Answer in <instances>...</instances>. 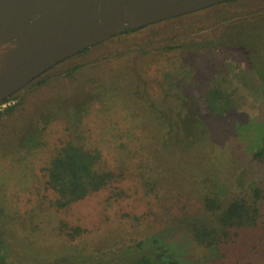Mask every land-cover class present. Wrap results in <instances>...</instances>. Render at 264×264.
Wrapping results in <instances>:
<instances>
[{
  "label": "rangeland",
  "instance_id": "obj_1",
  "mask_svg": "<svg viewBox=\"0 0 264 264\" xmlns=\"http://www.w3.org/2000/svg\"><path fill=\"white\" fill-rule=\"evenodd\" d=\"M263 6L264 0L244 2L241 11H250L249 17L256 19L252 22L243 21L241 26L236 22L229 24L231 32L223 36L227 49L225 45L222 46L225 48L217 52L204 49L185 55L181 60V65L196 72V78L201 84L216 80L223 81L226 87L231 86L232 96L237 102L236 110L225 113L220 119L204 115L195 107L199 119L209 125L210 133L201 138V131L192 128L190 140L184 132V136L193 144L188 149L185 147L183 153L172 157L174 160L169 167L173 170L168 171L171 178L177 176L176 181H182V187L177 184L176 188H160L149 194L146 188H127L126 184L120 183L123 188L103 189L67 209L59 210L53 204L56 194L45 188L44 176L51 158L62 142L67 140L64 124L68 120L64 116L67 101L56 98L59 91L31 94L33 87L29 86L13 95L15 99L3 103L0 110L18 101L25 102L15 116L0 119L2 263L135 264L146 257L153 263L168 258L182 264H211L220 260V256L212 258L210 250L192 241L189 226L214 222L204 208V198L210 189L203 188L207 177L212 176V182L217 184V188L211 189L216 190L223 199H231L248 191L250 176L259 182L264 181V158L254 161L253 153L246 149L250 141L237 137L234 131L239 130L243 134L240 132L238 135H249L254 139L257 132L262 130L264 137ZM254 8L258 9L259 14L251 13ZM223 32L215 31L209 41L220 40ZM252 32L260 35V43H252ZM250 45L255 47L252 49L254 56L251 60L244 50ZM76 61L67 62L54 71L59 72ZM130 68L124 69L129 76L123 83L126 90L133 85L131 79H135L130 76ZM139 89L150 90V94L156 92L148 86ZM126 90L123 93H129ZM134 107L137 118L134 116L133 119L137 125L132 127L133 132L138 125V131L149 125L150 134L156 131V118L152 114L149 116L144 106L135 104ZM96 109L85 119L86 140L90 147H100L105 151V158L111 167L121 165V154L113 150L115 142H103L107 121L103 119L104 112L97 115ZM44 113L59 117L40 136L43 141L40 146H25L22 139L26 136L27 126L31 123L35 129L41 130L44 124L40 116ZM114 120L122 123L120 115ZM185 125V128L189 126L187 123ZM130 139L137 141L132 137ZM259 142L251 143L254 150L258 148ZM165 145L161 139L158 146L164 148ZM154 189L151 188V191ZM112 192L122 195L116 200ZM262 213L264 215V205ZM62 228L70 233L75 228L85 231L71 238ZM237 246L225 250L231 257L225 260L226 264H264L263 230L246 234L243 243Z\"/></svg>",
  "mask_w": 264,
  "mask_h": 264
},
{
  "label": "trees",
  "instance_id": "obj_2",
  "mask_svg": "<svg viewBox=\"0 0 264 264\" xmlns=\"http://www.w3.org/2000/svg\"><path fill=\"white\" fill-rule=\"evenodd\" d=\"M245 1L229 0L167 21L124 30L57 64L24 88L32 86L31 94L59 91L56 98L67 101V107L64 106V116L68 118L64 122L67 140L62 142L51 158L44 176L45 188L56 194L53 204L57 209H67L90 194L106 188H123L120 183L126 184L127 188H146L149 194L160 188H176L177 184L182 187V181L178 180L179 184L177 176L171 178L168 173L171 169L169 164L174 160L172 157L183 153L185 147L188 149L192 146V128L196 127L201 131V138L210 133L209 125L199 119V113L194 111L195 107L204 115L220 119L225 113L235 111L237 102L232 96L231 86L226 87L223 81L216 80L201 84L196 78V72L181 65V60L185 55L204 49L217 52L218 49L225 48L223 36H228L231 32L230 23L236 22L241 26L243 21L252 22L256 19L249 17L250 11H241ZM251 13L259 14L256 8ZM218 30H224L220 40L209 41L213 38L210 36ZM251 35L252 43H260L259 34L252 32ZM253 48L255 47L250 45L244 49L249 60L254 56ZM74 61L76 63L69 67L59 72L54 71L63 64ZM128 67L132 70L130 76L135 79H131L130 83L133 85L126 90L123 83L129 76L124 69ZM144 86L155 90V94H150V90L139 89ZM123 90L129 93H123ZM14 97L4 103L15 99ZM135 104L144 106L149 111V116L152 114L156 118V131L149 133L151 125L138 131V125L135 133L133 132L132 127L137 125L133 119L134 116L137 118ZM24 105L22 100L6 106L0 110V119L15 116ZM95 109L98 111L97 115L104 112L103 119L107 123L103 142H115L113 150L116 149L121 154V165L111 167L105 158V151L100 147H90L86 140L85 119ZM119 115L121 124L114 120ZM58 117L52 113L42 114L40 120L44 126L41 130L29 123L26 136L22 139L24 145L40 146L43 143L40 136ZM149 123L151 124L150 121ZM186 123L189 126L185 128ZM234 131L237 137L250 141L246 149L253 153L254 161L264 158L262 130L257 132L254 139L249 135H238L241 132L239 130ZM184 132L190 140L184 136ZM161 139L166 144L164 148L158 146ZM255 141H260L256 150L252 147ZM138 162L140 163L137 164ZM248 174L250 175V171ZM250 178L248 191L231 199H223L216 190L211 189L217 188V184L212 182V176L207 177L203 188L210 189L204 198V208L214 222L201 226L192 225L189 228L193 242L210 250L212 258L220 256V260L211 264H226L225 260L231 257L225 250L238 248L237 245L243 243L246 234L264 231V181ZM151 188L155 189L151 191ZM120 194L112 192V197L117 200ZM61 230L71 238L85 231L79 228H75L73 233L66 232L64 228ZM1 259L0 256V264H3ZM165 260L167 262L153 263L146 257L135 264H182L170 258Z\"/></svg>",
  "mask_w": 264,
  "mask_h": 264
},
{
  "label": "water",
  "instance_id": "obj_3",
  "mask_svg": "<svg viewBox=\"0 0 264 264\" xmlns=\"http://www.w3.org/2000/svg\"><path fill=\"white\" fill-rule=\"evenodd\" d=\"M229 0H0V104L84 49L124 30Z\"/></svg>",
  "mask_w": 264,
  "mask_h": 264
},
{
  "label": "bare ground",
  "instance_id": "obj_4",
  "mask_svg": "<svg viewBox=\"0 0 264 264\" xmlns=\"http://www.w3.org/2000/svg\"><path fill=\"white\" fill-rule=\"evenodd\" d=\"M5 49L4 46L0 45V70L3 67V61H4V54H5Z\"/></svg>",
  "mask_w": 264,
  "mask_h": 264
},
{
  "label": "built area",
  "instance_id": "obj_5",
  "mask_svg": "<svg viewBox=\"0 0 264 264\" xmlns=\"http://www.w3.org/2000/svg\"><path fill=\"white\" fill-rule=\"evenodd\" d=\"M2 105H4V104H0V108L2 107Z\"/></svg>",
  "mask_w": 264,
  "mask_h": 264
}]
</instances>
